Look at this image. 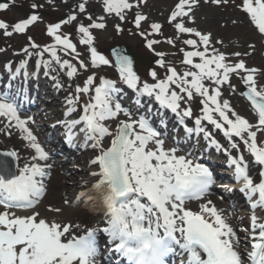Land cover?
<instances>
[{
	"label": "snow or ice",
	"instance_id": "1",
	"mask_svg": "<svg viewBox=\"0 0 264 264\" xmlns=\"http://www.w3.org/2000/svg\"><path fill=\"white\" fill-rule=\"evenodd\" d=\"M146 2L102 0V10L119 19L121 23L115 25V30L120 33L124 31L121 24L127 22L128 13ZM229 3L264 39V0H239V3L236 0H178L167 20L176 35L166 43L176 47L181 36L194 37L183 39L186 48L179 49L183 54V71L166 66L164 53H156L157 64L165 69V75L160 78L152 70L149 74L152 82L142 81L133 69V61L116 50L112 53L114 67L122 84L135 94V110L122 105L123 88L104 77L97 82L95 74L89 75L82 85L77 84L74 92L65 98L64 119L57 124L66 129L68 146L76 147L78 137H82L81 146L93 150L92 190L101 196L103 227L88 228L82 235L77 234L79 224L49 220L35 210L46 193V180L52 167L48 163L50 154L28 126L34 121L20 116L19 91L0 93V118L5 127L18 129L33 152L30 160L21 166L17 151H0V264H100V233L107 237L109 256L105 260L108 264H112V254L117 257L115 264H169V258H179V264H264V86L257 79L258 75L264 79V69L249 67L241 58L251 55L255 44H247L250 51L226 54L216 47L222 40L213 41L210 32L188 26L195 23L194 13L199 6L222 7ZM86 4L87 0L78 3L79 14L87 12ZM8 7V3H0V11ZM38 7L43 5H32L33 9ZM86 18L90 23H79L77 32L79 44L85 45L89 54L88 63L80 58L71 38L62 34L61 24L53 23L47 27L53 43L41 48L29 37V47L23 49L27 59L20 62L12 79L20 76L23 69L27 80L28 59L33 56L37 57L36 71L43 69L45 77L60 71L71 80L80 69L112 67L113 61L94 46L92 34L93 29H105L106 16L94 19L89 14ZM147 19L137 12L133 20L135 28L140 30ZM39 20L38 14H31L15 23L11 31L7 23L0 21V30L6 36L25 34ZM75 21L78 15L73 13L64 23ZM241 22L232 21L233 24ZM149 27L150 31H139V35L154 50L153 46L160 41L148 37L159 35L162 25L152 22ZM60 53L71 59H62ZM46 54L49 59H45ZM53 64L58 67L53 68ZM8 70L12 71L11 65ZM234 78L241 84L239 95L248 102L254 121L241 115L224 98L225 86L231 93H237ZM51 79L56 81L57 88L62 87L57 77L51 76ZM145 97L158 105L155 114L163 116L164 112H171L174 115L183 126L186 140L194 135L202 136L208 148L227 158L239 192L251 209L249 226L234 227L211 199H205L215 183L213 172L183 148L180 141L166 147L167 133L152 122L151 103L145 113L138 114ZM196 98L200 108L193 120L191 102ZM74 113L78 115L70 118ZM187 120H192L194 126L189 127ZM160 123L167 128L164 120ZM217 132L227 145L216 138ZM253 166L257 169L255 177ZM193 201L200 202L195 210L188 206ZM16 209L30 211L18 215ZM49 211L59 213L61 209L49 208Z\"/></svg>",
	"mask_w": 264,
	"mask_h": 264
},
{
	"label": "rangeland",
	"instance_id": "2",
	"mask_svg": "<svg viewBox=\"0 0 264 264\" xmlns=\"http://www.w3.org/2000/svg\"><path fill=\"white\" fill-rule=\"evenodd\" d=\"M67 3H59L55 6L54 10L48 9L51 8L52 5L49 4V0H12V3L6 10L0 11V21L5 22L11 26L17 22L26 19L31 14H38L40 16V20L36 22L34 25L30 26L25 34H13L11 36L4 35L3 30H0V47L6 45L4 50H0V76L3 78L6 77L5 73H10L8 70V66L11 65L13 74L16 68L19 67L18 60L20 58L23 49L29 47V37L31 40L39 45L41 48L44 47L45 43H51L52 38L46 37L47 27L53 23L61 24V32L62 34H67L73 43L77 45V51L83 56L85 60L88 62L89 54L86 50L85 45L79 44L80 34L77 32V28L79 23H83L87 25L90 23L86 16L91 14L93 18L100 15H105L106 19L104 23L106 24L105 29H93L92 34L94 36V46L97 48L98 52H100L105 57L109 58L106 54L102 52L101 49L105 47H109L115 43L132 45L138 53L145 56L148 61V66L152 67L148 73H144V76H141L142 81L152 82L151 76L149 75L152 70H156L159 77L163 78L165 75V69L160 68L157 64L159 57L156 53H164V59L166 66L171 65L175 66L178 71H183L184 66L181 65V60L183 54L179 51L180 48L185 47L182 44V40L185 38H194L188 36H181L180 39L176 42V47H172L171 45L166 43L168 38H173L176 33L172 25H170L167 20L174 9V5L178 2V0H147L145 4H142L139 8H134L131 12L128 13L127 22L122 23L121 27L124 31L117 33L115 30V25L117 23H121L118 18L113 16H108L103 13L102 10V0H87L86 8L87 12L84 14H79L77 8L73 7L74 1L77 0H67ZM83 2V0H80ZM239 3V0H236ZM43 5V7H38L36 9L32 8V5ZM50 10V11H49ZM40 11V13H38ZM55 12L58 15H67L76 13L78 15V21L73 22L72 24H65L64 21L58 22L55 19L51 18L49 12ZM139 12L145 15L148 19L142 22V26L140 30L135 28L133 23L135 14ZM195 23L188 24V26L196 28L197 30L203 33H211L213 37V41L222 40V44H217L216 47L220 48L221 51H224L226 54H231L236 51L244 52L247 49V44H255V51L248 56H243V58L249 67H256L258 69H264V39H262L255 30L247 24L245 21L244 15L235 8L232 3H229L227 6L217 7L216 5H201L199 6L194 13ZM233 20L242 21L241 23L233 24ZM152 22L160 23L162 25L161 33L159 35H154L155 37L149 39H157L160 43L154 45V50L149 49L146 44V40L139 35V31H150V24ZM12 25V26H13ZM12 30V27L10 31ZM45 44V45H47ZM29 51L35 52L37 49L29 48ZM250 51V50H248ZM25 54V53H24ZM62 59H66L64 55L60 54ZM37 57L33 56L28 60L27 68L31 66V68L35 69V61ZM45 59H49L47 54L45 55ZM111 60V58H109ZM235 59V57H233ZM13 61V62H7ZM55 64H53V68H57ZM108 70H112V67L107 66ZM41 70V69H40ZM43 70V69H42ZM21 71H24L23 69ZM113 71H116L115 68ZM43 72V71H39ZM96 71H88L80 69L77 73V76L73 79H68L64 72L54 71L51 76L57 77L60 84L61 81L65 80L67 84L64 83L67 90H64V98L69 95V93L74 92V89L77 84L83 83V81L89 76L94 74ZM98 75L97 82L100 77H104L107 79H112L107 74ZM69 80V82L66 81ZM258 81H260L261 86H264V79L258 75ZM49 81V80H48ZM237 85V93L233 94L225 86L224 90V98H227L232 103L233 107L243 116L248 118L250 121L255 120L254 114L250 110V106L246 99L243 96L239 95L241 90V84L238 79H233L232 81ZM0 86H3L1 84ZM120 87V86H118ZM199 105V98H196L191 102V107H196ZM20 116L24 119V113L19 110ZM35 114V111H33ZM77 115V113H75ZM55 119H53L54 121ZM163 120V119H161ZM52 121V122H53ZM44 121L42 120V123ZM172 125V124H171ZM191 125V124H189ZM29 128L33 131V134L37 136V133L34 131V127L32 124L28 125ZM167 129V128H166ZM165 129V130H166ZM168 129H171L169 126ZM21 132L15 127L7 128L5 127V122L3 118H0V146L7 150H21V159L24 162H28L33 155L32 150L27 146V143L21 138ZM38 142L41 144L40 139L38 138ZM167 141V140H166ZM107 143V140L106 142ZM166 147H169L166 144ZM92 152V151H91ZM94 156L92 152L90 154V158ZM71 165V164H70ZM77 166L78 168L80 166ZM72 166V167H74ZM71 167V166H69ZM80 178V174L73 175L67 180L69 181V186H73L72 179ZM86 179H84L85 181ZM64 185V181L62 180V176L60 173L55 174L52 179L51 188L48 196L45 199L44 204L40 208L41 216L47 218L49 220L55 219L59 222L72 221L75 218V214L69 211L70 206H66L65 204V189L62 188ZM67 195V194H66ZM49 208L52 209H61L59 213L54 211H49ZM77 215V214H76ZM74 221V220H73Z\"/></svg>",
	"mask_w": 264,
	"mask_h": 264
},
{
	"label": "bare ground",
	"instance_id": "3",
	"mask_svg": "<svg viewBox=\"0 0 264 264\" xmlns=\"http://www.w3.org/2000/svg\"><path fill=\"white\" fill-rule=\"evenodd\" d=\"M123 88L128 89L127 87H125V85L123 86ZM51 94V93H49ZM52 97V95H51ZM56 100V101H55ZM64 100V98H52L51 102L53 103L54 106L52 107H48L47 105L44 107L43 109H46V111H48L49 109L53 108V107H57V111L55 113L56 117H58V120L62 119V114H61V109H59V106H62L64 103L62 102ZM42 109V110H43ZM141 108H139L140 113H145L140 111ZM42 114L41 110L38 111L35 114V117L38 118V116H40ZM155 114H151V116H154ZM47 117H51L47 116ZM175 120V117L172 116V121ZM59 126H61L60 124H58ZM42 125H39V129L42 130ZM65 128L63 126H61L59 128V130L63 131ZM42 132V131H41ZM56 132V130L54 131ZM54 134V133H53ZM47 142V141H45ZM50 143V142H49ZM47 142V145L45 146L46 151L48 152H52L53 151V146H55V144L53 143V145L49 144ZM79 149V148H77ZM89 150H91V148H88ZM21 151V150H19ZM83 154H85V152H83ZM222 154V153H221ZM23 156V155H21ZM90 160L91 158H88V156L85 154V156L83 155V157H77V159L75 160L78 163L84 164V166H87L88 168L91 167L90 165ZM23 160L21 159V161H19V163L21 165H23L24 163H22ZM49 164L52 165V167H55L56 170H59V168H61L60 170V175L62 177H65L69 174V171L67 170L66 167H62L61 163H56L53 158L51 157L48 161ZM94 170V168H92L91 170H86L85 168L82 170V174L80 176V179H72L74 182L73 186H66L64 183V189L67 191V193H69V195L74 198L75 196H79L84 189H86L87 187H89L90 185H93L95 183V178L91 176V172ZM77 172H79V170H77ZM252 175H255V170L252 167ZM89 178V180L91 181H87L84 182L82 181L83 179ZM93 181V182H92ZM213 197H210V199L214 202V204L216 205V207H219L218 202L216 200H213ZM85 205H83L82 209L76 210L75 214V221H73V224H79L81 226L80 229L86 227V226H95L99 223V227H101V224H103V219H104V207L103 204L101 202V196L95 192L94 190H90L89 194H87L85 196L84 199ZM197 207H193V209L195 210ZM77 214V215H76ZM103 261V260H101ZM106 262V260L104 261ZM103 262V263H104Z\"/></svg>",
	"mask_w": 264,
	"mask_h": 264
},
{
	"label": "water",
	"instance_id": "4",
	"mask_svg": "<svg viewBox=\"0 0 264 264\" xmlns=\"http://www.w3.org/2000/svg\"><path fill=\"white\" fill-rule=\"evenodd\" d=\"M117 50H120V51H122L123 53H128V54H130V55H132V56H135V54L133 53L132 49L129 48V47H127V48H119V49H117ZM114 51H116V50H114ZM114 51H113V52H114ZM113 52H112V53H113Z\"/></svg>",
	"mask_w": 264,
	"mask_h": 264
}]
</instances>
